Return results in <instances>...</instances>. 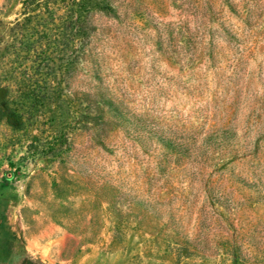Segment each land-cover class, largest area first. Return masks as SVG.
<instances>
[{
  "label": "rangeland",
  "instance_id": "1",
  "mask_svg": "<svg viewBox=\"0 0 264 264\" xmlns=\"http://www.w3.org/2000/svg\"><path fill=\"white\" fill-rule=\"evenodd\" d=\"M0 0V264H264V0H70L58 41Z\"/></svg>",
  "mask_w": 264,
  "mask_h": 264
},
{
  "label": "trees",
  "instance_id": "2",
  "mask_svg": "<svg viewBox=\"0 0 264 264\" xmlns=\"http://www.w3.org/2000/svg\"><path fill=\"white\" fill-rule=\"evenodd\" d=\"M69 2L70 0H23L22 19L13 22L14 39L28 40L34 35L40 39L58 41L64 36V28L57 22L60 16L51 5Z\"/></svg>",
  "mask_w": 264,
  "mask_h": 264
}]
</instances>
